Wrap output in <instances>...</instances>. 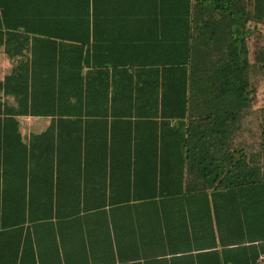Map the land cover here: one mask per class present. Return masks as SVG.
Segmentation results:
<instances>
[{
  "label": "trees",
  "instance_id": "trees-1",
  "mask_svg": "<svg viewBox=\"0 0 264 264\" xmlns=\"http://www.w3.org/2000/svg\"><path fill=\"white\" fill-rule=\"evenodd\" d=\"M124 17L150 25L148 35L124 41ZM35 21L42 27L31 26ZM262 35L264 0H0V45L20 58L0 80V237L20 233L18 249L24 224L56 209L25 194L9 197L10 178L23 192L26 181L40 177L41 163L52 177L59 163L70 162L72 147L85 157L93 140L111 150L122 141L155 148L162 198L239 195L237 250L245 264H258L264 169L236 142L264 75V44L253 40ZM128 51L146 57L124 62ZM46 67L58 72L41 71ZM259 111L256 157L264 161V105ZM23 115L50 123L24 141ZM174 165L182 172L176 184L169 179ZM251 197L260 206L249 216Z\"/></svg>",
  "mask_w": 264,
  "mask_h": 264
},
{
  "label": "crops",
  "instance_id": "crops-1",
  "mask_svg": "<svg viewBox=\"0 0 264 264\" xmlns=\"http://www.w3.org/2000/svg\"><path fill=\"white\" fill-rule=\"evenodd\" d=\"M142 22L124 17V41L148 35L150 25ZM31 26L42 27L37 21ZM143 57L146 55L141 52H124V62ZM18 59L9 58L0 45V80L12 72ZM50 68L41 71L58 72ZM17 119L24 141L50 123L47 116ZM32 120L39 121L33 125L38 131L29 130L28 121ZM261 141L260 130L246 128L240 132L236 148L247 158L253 155V161H260L264 169L263 158L256 157ZM93 143L85 157L72 147L68 151L71 161L59 163L52 177L47 163H41L40 177L26 181L23 192L10 178L9 197L25 194L26 200L52 201L56 209L52 217L24 224L18 249L20 233L0 237V264H14L16 252L19 264H245L237 250L242 234L239 195L176 193L162 198L160 163L155 161L159 156L154 147L136 150L124 147L121 141L111 150L100 146L98 140ZM83 157L86 161H81ZM180 167L170 168L174 174L169 179L174 184L182 173ZM257 200L248 198L249 216L260 206ZM253 218L251 226H255ZM256 262L260 264L258 258Z\"/></svg>",
  "mask_w": 264,
  "mask_h": 264
},
{
  "label": "rangeland",
  "instance_id": "rangeland-1",
  "mask_svg": "<svg viewBox=\"0 0 264 264\" xmlns=\"http://www.w3.org/2000/svg\"><path fill=\"white\" fill-rule=\"evenodd\" d=\"M253 40H256L257 42H259L261 44H264V35L258 36L257 39H256V37H254ZM252 41L249 42V45L252 48V50H254L253 49L254 46H253ZM256 80H258V83H259L260 86H259V89H257V91H256L255 101L253 103L255 108L253 110V113L251 114V117L247 121V125L246 126H247L248 129L257 128V118H258V115L260 113L259 109L261 107H263V105H264V75L257 76ZM37 123H39V121H35V120L28 121V124H30L29 127L31 128V129L29 128V130H31V131L37 130L38 131L39 127L38 126L37 127L33 126V125H35ZM27 130H28V128H27Z\"/></svg>",
  "mask_w": 264,
  "mask_h": 264
},
{
  "label": "built area",
  "instance_id": "built-area-1",
  "mask_svg": "<svg viewBox=\"0 0 264 264\" xmlns=\"http://www.w3.org/2000/svg\"><path fill=\"white\" fill-rule=\"evenodd\" d=\"M264 261V254L258 257V262L262 263Z\"/></svg>",
  "mask_w": 264,
  "mask_h": 264
}]
</instances>
